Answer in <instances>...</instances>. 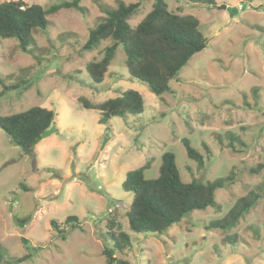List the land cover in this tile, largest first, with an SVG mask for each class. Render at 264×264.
Here are the masks:
<instances>
[{
	"label": "rangeland",
	"instance_id": "1",
	"mask_svg": "<svg viewBox=\"0 0 264 264\" xmlns=\"http://www.w3.org/2000/svg\"><path fill=\"white\" fill-rule=\"evenodd\" d=\"M6 1L12 0L0 4ZM23 1L49 9L73 0ZM155 1L142 3L131 27L152 11ZM165 1L170 11L196 17L207 43L162 96L131 79L121 46L98 90L89 86L87 63L100 60V52L111 44L107 40L84 49L90 30L105 17L101 7L137 0H81L84 13L72 8L50 14L48 29L32 33L28 52L16 40L0 42V92L4 86L17 87L0 98V116L36 106L56 115V132L31 153L0 129V252L5 261L31 254L22 264H106L103 236L112 233L108 217L116 212L113 232L123 231L131 239L115 252L117 260L264 264V197L231 231L207 228L238 198L264 187V169L251 172L264 164V0H212L210 5ZM129 89L144 99L141 115L113 117L101 125L98 111L79 104L80 98L101 103ZM230 135L245 147L235 143L231 148ZM183 139L203 155L202 166L188 158ZM166 152L175 155L185 183L212 182L231 171L233 183L216 192L220 212L195 211L161 235L135 233L126 216L133 195L123 190V183L149 158L154 162L145 177L158 178ZM70 216L78 218L81 230L65 224ZM233 234L237 244L225 245L223 240Z\"/></svg>",
	"mask_w": 264,
	"mask_h": 264
},
{
	"label": "trees",
	"instance_id": "2",
	"mask_svg": "<svg viewBox=\"0 0 264 264\" xmlns=\"http://www.w3.org/2000/svg\"><path fill=\"white\" fill-rule=\"evenodd\" d=\"M125 5L120 3L116 8L104 9L105 15L96 29L89 32V38L84 46L85 50L100 47L103 41H111L100 52L101 59L87 63L86 72L90 77V87L98 90L109 70L119 46L126 55V67L131 79H137L148 87L151 93L162 96L171 91L170 82L174 80L181 70L188 65L195 54V49L206 45L207 41L199 30V20L189 14H177L169 10L165 0H156L153 9L135 27L130 21L138 12L143 2ZM253 3L255 0H244ZM199 4H213L212 0H193ZM75 9L84 13L81 0L63 2L44 9L40 5H28L23 0L6 1L0 4V42L3 40H16L23 52H28L35 30H47L49 21L47 16L57 13L61 9ZM0 84L3 81L0 77ZM86 83H84L85 85ZM11 89L17 87L4 86L0 98ZM82 108L96 110L100 113L99 124L107 125L113 117L126 118L129 115H141L144 112V99L135 90L129 89L121 96L108 99L101 103H93L80 98ZM56 115L53 110L39 106L29 108L23 112L0 116V129L11 141L25 153H31L42 141V135L49 130L55 122ZM230 147L235 149V143L245 147V143L234 135H230ZM188 158L203 165L204 157L192 147L188 139L182 140ZM159 177L153 180L146 179L145 172L150 170L154 162L149 158L140 168L129 172L123 183V190L133 195L128 206L126 216L129 228L139 234L161 235L173 225L180 223L195 211H206L209 208L221 211L216 200V192L227 188L233 183L234 173L217 178L212 182L194 180L185 183L181 179L176 165L175 155L166 152L162 155ZM264 164L252 168V173H260ZM25 188V187H24ZM264 197V187L250 191L247 195L238 198L230 210L220 219L212 221L208 230L229 232L236 228L241 220L253 210ZM117 213H110L108 227L112 231L103 236L106 264H129L114 258L117 250L122 251L130 245V236L123 231L114 233L118 227L115 223ZM20 225H26L18 220ZM66 225L71 229H80L76 216L67 218ZM55 228L56 222H52ZM63 233V231H60ZM62 238L64 236L62 235ZM237 235L227 236L225 245L237 244ZM26 242V241H25ZM112 242V247L110 243ZM31 254L14 259L11 262L4 260L0 252V264H22L31 259Z\"/></svg>",
	"mask_w": 264,
	"mask_h": 264
},
{
	"label": "water",
	"instance_id": "3",
	"mask_svg": "<svg viewBox=\"0 0 264 264\" xmlns=\"http://www.w3.org/2000/svg\"><path fill=\"white\" fill-rule=\"evenodd\" d=\"M223 8L226 9L225 6H224ZM204 48H205V45H201V46H199V47H197V48L195 49V52H199V51H201V50L204 49ZM55 132H56V126L53 125L49 130H47L46 132L43 133V135H42V139H45V138L51 136V135H52L53 133H55Z\"/></svg>",
	"mask_w": 264,
	"mask_h": 264
},
{
	"label": "built area",
	"instance_id": "4",
	"mask_svg": "<svg viewBox=\"0 0 264 264\" xmlns=\"http://www.w3.org/2000/svg\"><path fill=\"white\" fill-rule=\"evenodd\" d=\"M240 9H242V8H240Z\"/></svg>",
	"mask_w": 264,
	"mask_h": 264
}]
</instances>
